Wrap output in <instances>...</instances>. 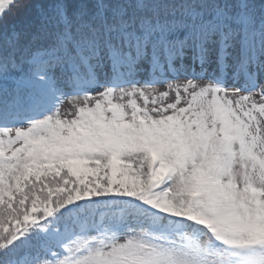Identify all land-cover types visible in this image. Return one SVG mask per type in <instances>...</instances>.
<instances>
[{"label":"snow or ice","instance_id":"1","mask_svg":"<svg viewBox=\"0 0 264 264\" xmlns=\"http://www.w3.org/2000/svg\"><path fill=\"white\" fill-rule=\"evenodd\" d=\"M0 264H264V0H0Z\"/></svg>","mask_w":264,"mask_h":264},{"label":"rangeland","instance_id":"2","mask_svg":"<svg viewBox=\"0 0 264 264\" xmlns=\"http://www.w3.org/2000/svg\"><path fill=\"white\" fill-rule=\"evenodd\" d=\"M147 66H145V68H146ZM161 87H163V86H161Z\"/></svg>","mask_w":264,"mask_h":264}]
</instances>
